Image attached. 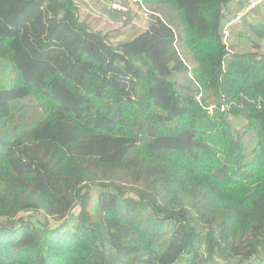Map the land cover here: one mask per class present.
<instances>
[{"label": "trees", "instance_id": "trees-1", "mask_svg": "<svg viewBox=\"0 0 264 264\" xmlns=\"http://www.w3.org/2000/svg\"><path fill=\"white\" fill-rule=\"evenodd\" d=\"M78 1L0 0V264H264V54L224 41L248 0H131L118 44Z\"/></svg>", "mask_w": 264, "mask_h": 264}, {"label": "rangeland", "instance_id": "rangeland-1", "mask_svg": "<svg viewBox=\"0 0 264 264\" xmlns=\"http://www.w3.org/2000/svg\"><path fill=\"white\" fill-rule=\"evenodd\" d=\"M83 1V3H82ZM126 5L130 8L132 11L128 12H120L118 15L121 16V18H117L116 20L113 19L111 16L115 15L114 12H111L109 14L108 8L110 7V0H79L77 3L80 4V18L81 21L87 22L91 28L95 30H100L103 32H109L111 35V40L113 44H118L122 42H128L135 38L136 36H139L147 29V23L149 21L150 15L149 14H140L141 11L137 7V5L134 2H131V0H125ZM162 8L166 11V14L170 18V23L173 25V27L176 29L178 34H182V26L180 24V21L178 19L176 11L169 5H162ZM132 12H136V18H134L135 14ZM144 13V12H142ZM236 13L233 14L232 18L235 16ZM143 17V19L141 18ZM250 21H253V23L263 24L264 23V0H261L260 4L253 9L252 14L249 17ZM247 21L243 18L236 22L230 29V36L224 37L225 43L228 47H232L233 44L237 45V49L239 50H252L254 52H259L260 54H264V39H259L258 36L253 32H248L246 37L240 38V34L247 29V26L244 24ZM252 41H255L257 43H260L261 48H253ZM172 63V59L165 61L164 68L167 72H170L171 75H174L176 80H178L182 84L190 83L191 77L189 76V73H185L180 70L182 67V63L180 61L177 62V60ZM71 95V93H70ZM21 104L23 105L26 110H29L31 114L35 113L39 115L41 113V108L39 106L38 101L33 98L29 97L25 100L21 101ZM212 109V108H211ZM230 120L235 125L236 129L245 131V133H249L247 135L246 140H249L250 132L246 131V121L243 118H235L230 117ZM249 142V141H248ZM158 143H169L172 145H187L188 143L180 142L179 140H158ZM123 145H105L102 149L103 154H113L114 152H119L121 150ZM94 200L92 204L93 211L95 210L96 204H95V197L96 194H94ZM75 212H78L79 210L76 208L74 209ZM57 221V220H56ZM55 221V222H56ZM54 223V221H53ZM58 225V224H57ZM178 264H185L184 262H180Z\"/></svg>", "mask_w": 264, "mask_h": 264}, {"label": "built area", "instance_id": "built-area-1", "mask_svg": "<svg viewBox=\"0 0 264 264\" xmlns=\"http://www.w3.org/2000/svg\"><path fill=\"white\" fill-rule=\"evenodd\" d=\"M261 0H248V4L241 12L238 13L236 18L229 22L224 30L225 37L230 36L229 29L234 25L236 22L241 20L244 16H246L248 13H250L254 8H256L260 4ZM112 9L118 10V11H128L129 7L126 5L125 0H110V5ZM225 41V40H224Z\"/></svg>", "mask_w": 264, "mask_h": 264}]
</instances>
